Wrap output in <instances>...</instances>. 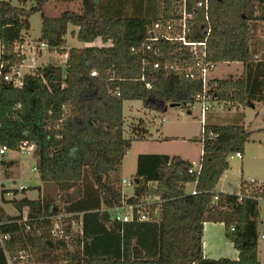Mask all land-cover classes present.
I'll list each match as a JSON object with an SVG mask.
<instances>
[{"label":"trees","instance_id":"obj_1","mask_svg":"<svg viewBox=\"0 0 264 264\" xmlns=\"http://www.w3.org/2000/svg\"><path fill=\"white\" fill-rule=\"evenodd\" d=\"M17 1L0 0V64L6 69L23 64L30 17L36 12L42 20L40 45L68 54V58L65 69L49 63L24 74L19 87L0 77V145L14 152L20 151L23 143L35 145L40 180L53 184L65 201L90 197L91 193L99 196L100 207L115 210L145 197H158L150 206L149 220L159 228V254L151 259L139 255L132 260L90 258L82 248L81 236L70 234V224L63 227V235L54 233L51 216L60 211L56 199L46 194L36 199L17 198L20 191L14 189L16 195L9 201L17 214L0 206V235L7 236L0 247V264H9V260L41 264L64 260L67 264H257L264 182L242 178L238 193L216 191L230 168V156L245 153L251 137L246 124L206 120L200 136L191 139L203 147L199 169L179 155L140 154L131 179L132 196L124 194L112 176L133 142L150 138L142 123L134 126L130 137L125 136L126 101L140 100L145 108L165 114L169 104L190 110L202 94L201 79L189 75V69L196 72L190 48L179 41H161L157 44L161 55L156 56L145 48L148 27L156 18L98 16L96 0H79L77 10L66 9L57 15L46 14L49 0ZM182 2L164 0L163 18L177 17ZM198 2L189 0L195 17L187 38L195 42L206 39L207 58L215 63L244 65L240 76L210 79L213 100L242 105L264 102V48L260 56L252 49L253 29L258 27L252 23L264 25V0H209L208 10L197 7ZM70 25L78 28L72 35L83 43L100 38L110 44L66 49ZM169 139L179 138H164ZM189 183L195 184V193L186 191ZM29 189L24 187L21 192ZM205 222L224 223L226 238L239 251L238 259L205 257Z\"/></svg>","mask_w":264,"mask_h":264},{"label":"rangeland","instance_id":"obj_2","mask_svg":"<svg viewBox=\"0 0 264 264\" xmlns=\"http://www.w3.org/2000/svg\"><path fill=\"white\" fill-rule=\"evenodd\" d=\"M12 2L14 4L18 3L17 0H12ZM31 5H33V3H31ZM55 6L58 7V10L55 9ZM78 8L79 2L66 4L64 1L58 3L55 2V0H49L46 14L57 15L66 9L77 10ZM252 24H258V27L256 26V28L253 29L252 49L260 56V52L264 48V25L259 21ZM41 27V13L36 12L30 17V29L26 35V48H24L26 59L21 66V73L23 74L49 63L61 66L65 69L66 61L61 53L58 51H49L45 47L41 49L42 47L39 42ZM73 30L76 32L78 28L70 25L66 36V49H70L71 47H84L86 45H104L101 39L96 40L93 43H83L78 40L76 35H72ZM109 44L110 42H107L106 45ZM31 48L35 49V60L32 59L33 56L30 54ZM242 69L243 66L237 62H218L216 63L214 70L210 73V77H237L241 74ZM124 115L126 137H130L133 134L132 131L134 126L142 123L144 128L146 127L149 129L150 138L146 141L133 142L131 148L127 152L128 155L126 154L127 156H125L126 158L123 160L124 167H122V164L119 169L113 173L114 180L117 182H120L119 176H122L126 180L132 179L133 174L135 173L134 169L137 163V155L141 152L159 151L172 155H181L186 159H192L196 162L200 160L203 148L202 144L198 141L191 140L194 137L200 136L202 129L201 106L199 102L195 101L191 105L190 110L183 109L179 104H169L166 113L161 114L145 108L140 100H131L124 104ZM212 116L215 119L214 122L210 120V117ZM206 118L208 119H206L207 121L210 120V123H244L251 132L250 141L246 144L243 158L237 157L235 153L229 158L230 168L220 183L223 181L222 183L226 189L232 191L231 193H238L242 178L250 181L264 182V102H254L253 104L242 105L240 103L215 101L213 103V108L208 111ZM163 121L165 124V128H163L165 133L170 136H179V139H162L161 132L163 131ZM3 162L5 163L3 164ZM8 162L13 163L8 166ZM36 163L37 158L34 152L33 154H24L19 151H9L3 158L2 164H0V191L2 194V198H0V206H3L9 214H17L14 205L9 201L16 195L14 190L15 187L23 186V188L28 187L32 190V186L41 183L38 171L34 170V167L37 165ZM220 183L218 184V187L220 186ZM121 188L122 191L128 195H132L134 192V186L132 185L128 186L122 184ZM191 188V183L186 185V190L189 191ZM57 190L58 189L54 186V188L47 190V193H50L48 195L49 197L52 196L53 199H56V203L58 202L60 209L59 214L64 215L63 207L61 205L62 199L58 200V196L56 198ZM260 205V229L262 230L264 227V200H261ZM56 209L57 207L55 210ZM67 220L68 217L64 216L63 223L68 224ZM70 234L72 235V231ZM2 245L3 242L0 240V247ZM71 246L69 247L70 249L73 248ZM52 264H67V261L64 260Z\"/></svg>","mask_w":264,"mask_h":264},{"label":"crops","instance_id":"obj_3","mask_svg":"<svg viewBox=\"0 0 264 264\" xmlns=\"http://www.w3.org/2000/svg\"><path fill=\"white\" fill-rule=\"evenodd\" d=\"M60 1H64L66 4H71V2H79V0H55V2L58 3ZM96 2L98 4V16L134 15L158 18L162 16L164 0H96ZM55 9L58 10V7L55 6ZM99 39L100 38H98L97 40ZM105 44L107 43H104V45ZM25 45L26 44H24L23 49L26 48ZM30 52V54H32L33 56L32 59L35 60V49L31 48ZM237 63H240L243 66L240 74L242 75L244 71V65L241 62ZM210 120L212 122L215 121L213 116L210 117ZM210 120L207 122L210 123ZM163 128H165L164 121L162 123V129ZM161 136L162 139L166 137L179 138V136L167 135L164 129L161 132ZM140 154H167L173 156L172 154L159 151H145L139 153V155ZM139 155H137V163L134 169L135 173L133 174V176L137 172ZM243 155L241 158H243ZM181 157L184 158L183 156ZM186 160H190L192 163H199L200 161L199 160L196 162L192 159ZM122 164V167H124V162ZM226 172L223 174L220 181L226 175ZM112 176L114 177L113 174ZM119 177L120 186H122V184H124V178L122 176ZM222 182L220 183L219 187L217 185L218 188L216 187V191L231 193L232 191L226 189ZM191 185L192 188L189 191L186 190L188 193L193 192V190L195 189V184L191 183ZM33 187H37V189H29L25 193L21 192L22 189H20V187H15L14 189L20 190V193L16 195V197H29L31 199H36L39 197V195L42 196L46 194L48 196L50 193L48 194L47 190L54 188V185L51 183L44 184L41 181L40 184ZM124 194H126L127 196H132L134 192L132 195H128L127 193ZM88 195H86L85 197H78L73 201L61 200L64 215L68 217L67 222L68 224H70L72 232L77 234V236L80 235L83 240L82 248L86 256L90 258L115 256L123 260H132L135 255L142 256L145 259L156 258L158 256L159 228L155 221L139 220L135 218V220L129 222H117L114 218V209H108L103 205H101L100 207L99 204L101 203V200L99 196H94L91 193L90 197H88ZM57 196L59 200L60 197L56 194V198ZM259 232H264V227L262 228V230L259 227ZM203 252L205 257L211 259L224 257L229 259L239 258V251L235 248L233 243L226 238L225 225L224 223L220 222L204 223ZM258 258L259 262L257 264H264V239L262 238L259 239Z\"/></svg>","mask_w":264,"mask_h":264},{"label":"built area","instance_id":"obj_4","mask_svg":"<svg viewBox=\"0 0 264 264\" xmlns=\"http://www.w3.org/2000/svg\"><path fill=\"white\" fill-rule=\"evenodd\" d=\"M197 7H204L208 10L209 0H199L197 3ZM195 11V9L193 10ZM191 12L189 9V0H183L182 6L178 12V16L174 19L166 20L163 16L156 18L152 24L148 27V37L145 43V48L147 50H151L156 56L161 55V49L157 46V44L161 41H179L183 45L190 48L193 58L195 59V68L196 72L193 69H189V75L192 78H199L203 83V92L198 95L197 102L200 103L201 106V121L202 126L206 122V115L208 111L213 108V100L211 94L209 93V81L211 79L210 73L214 70L216 63L209 60L208 50H207V41L206 39L201 42L190 41L187 38V34L190 31L191 21L194 20L195 13ZM208 19V16H206ZM41 47H47L46 44L42 43ZM64 59L67 60L68 54H65ZM22 66V65H21ZM21 66H12L9 69H6L5 64H0V77H3L7 81H12L13 84L17 87L23 85V76L21 73ZM159 63L155 64V67H158ZM150 87V84H147ZM35 150V145H30L27 143H23L20 146L21 153H31L33 154ZM10 149L6 145H0V164H2L3 158ZM237 157L241 158L242 154L240 152L235 153ZM231 157V156H230ZM194 169H199V163H193ZM34 170H37V167H34ZM38 171V170H37ZM123 183L131 186L133 185L132 180H123ZM23 189V187H20ZM196 191L193 190V193ZM0 198H2V194L0 191ZM217 199V198H215ZM158 200V197H145L141 200L131 202L129 204H125L122 207L116 208L114 212L115 220L119 222H129L135 220V218L139 220H149V209L152 203ZM63 214H56L51 216L52 220H54V233L56 235H63L64 229L63 227L67 224L63 223ZM0 240L3 242L7 236L0 235ZM260 238L264 239V232L260 233ZM9 264H41L38 262H30V261H12L9 260Z\"/></svg>","mask_w":264,"mask_h":264},{"label":"water","instance_id":"obj_5","mask_svg":"<svg viewBox=\"0 0 264 264\" xmlns=\"http://www.w3.org/2000/svg\"><path fill=\"white\" fill-rule=\"evenodd\" d=\"M172 105H175V104H172Z\"/></svg>","mask_w":264,"mask_h":264}]
</instances>
